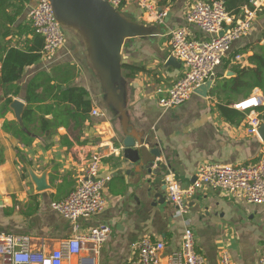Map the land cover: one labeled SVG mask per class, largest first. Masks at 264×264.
Segmentation results:
<instances>
[{
	"label": "crops",
	"instance_id": "0c3cea01",
	"mask_svg": "<svg viewBox=\"0 0 264 264\" xmlns=\"http://www.w3.org/2000/svg\"><path fill=\"white\" fill-rule=\"evenodd\" d=\"M148 1L154 14L142 9L136 0H129L123 11L132 13L141 23L158 27L160 33L128 42L123 49V62L141 68L135 77L126 78L132 84L128 109L136 126L145 130L151 143L158 144L162 151L157 161L163 162L167 169L160 171L161 179L171 173L186 187L205 162L239 165L257 160L264 153V141L259 133H250L249 128L253 118L264 122V104L251 113H244L238 123L226 119L218 107L222 100L210 92L207 97L195 92L182 104L161 107V93L157 90L169 88L185 74V67L177 57L178 63H168L169 57L174 56L169 30L186 26L194 38L204 39L209 35L186 20L187 12L198 0H176L165 6L160 0ZM33 4L32 1L28 4L27 17ZM250 6V3L244 4L238 13L232 14L234 22L244 18L245 9ZM159 12L167 13L162 22L156 18ZM259 40L264 43V6L247 33L233 42L232 51ZM252 54L248 48L236 59L230 60L227 56L216 68L214 85L219 75L235 77L237 74L232 67L236 64L253 67L248 60ZM62 62L76 65L75 82L89 91L92 108L85 114L81 129L60 127L50 145L38 138L24 145L4 130L7 120L20 123L11 104V111L0 116L3 153V158L0 157V233L28 235L33 249L44 253L58 249L61 242L75 232L72 222L55 210L52 203L65 199L76 188L81 169L91 153L98 151L102 154L100 176L111 177L103 190L106 206L89 218H81L78 232L88 234L95 226L107 225L110 234L98 253L92 249L94 242L89 241L81 255L67 257L65 264H80L83 256L93 257V264H136V243L144 237L164 241V254H168L180 248L187 224L195 233L196 250L204 255L205 264H221L224 250L229 252L232 264H258L264 252V204H251L220 189L203 186L187 200L185 211L179 213L176 204L167 198L166 188L162 190V185L158 189L150 188L144 182L146 177L136 182L137 174L127 173L131 164L118 143L119 120L104 107L99 82L83 60L74 38L68 36L55 55L42 57L25 70L18 83L22 94L13 100L26 103L24 95L33 75ZM228 72L233 74L228 75ZM254 94L264 95L261 88H255L248 97ZM244 99L247 100L243 95L234 97L230 106L235 108L233 105ZM95 108L104 114L92 115ZM64 135L71 146L64 143L61 138ZM30 170L38 176L46 172L50 188L38 191ZM158 192L165 197L158 198Z\"/></svg>",
	"mask_w": 264,
	"mask_h": 264
},
{
	"label": "built area",
	"instance_id": "2783aa9c",
	"mask_svg": "<svg viewBox=\"0 0 264 264\" xmlns=\"http://www.w3.org/2000/svg\"><path fill=\"white\" fill-rule=\"evenodd\" d=\"M108 1L120 10L129 2ZM136 2L146 12L154 14V8L148 0ZM250 5L245 9L244 18L234 22L223 0H198L190 7L186 20L209 36L204 39L194 38L190 36L186 26L169 30L172 54L183 63L185 74L169 88L157 90L161 93L159 99L161 107L169 108L184 103L196 89L208 80L215 79L216 68L228 56L233 42L251 28L258 11L263 9L264 0H250ZM166 15V12H159L156 13V18L162 22ZM28 19L44 38L43 57L50 58L55 55L64 46L67 33L55 18L51 1L37 0L29 8ZM227 24L229 26L225 28ZM252 96L256 100L255 104L247 105L244 99L233 106L247 114L253 112L264 104V95ZM103 114L98 108L92 110L94 116ZM261 123L262 120L259 118L251 119L249 132L258 134ZM101 164L102 154L98 151L91 153L89 161L78 175L76 188L65 199L52 203L55 210L72 222V229L75 232L73 236L62 241L58 249L44 253L33 249L31 237L28 235L0 233V264H65L67 257L81 255L89 241L94 242L95 246L92 249L98 253L110 234V227L95 226L88 234L80 233L78 230L81 218H89L106 206L103 190L111 177L100 176ZM170 174L165 176L166 196L176 204L179 213L185 211L187 200L203 186L220 189L251 204H264V153L248 164L205 162L198 168L196 179L186 187ZM136 249L138 251L136 264H205L204 255L196 250L195 233L188 224L182 233V243L178 250L164 254L165 242L149 237L139 240ZM220 257L221 264H232L228 251L224 250ZM93 260L91 256H83L79 263L93 264ZM258 264H264V252Z\"/></svg>",
	"mask_w": 264,
	"mask_h": 264
},
{
	"label": "trees",
	"instance_id": "16d2710c",
	"mask_svg": "<svg viewBox=\"0 0 264 264\" xmlns=\"http://www.w3.org/2000/svg\"><path fill=\"white\" fill-rule=\"evenodd\" d=\"M171 1L176 0H160V4L165 6ZM224 1L230 14L238 13L244 4L250 3V0ZM30 3L31 0H0V116L11 111L13 98L22 94L18 83L25 70L43 57L44 38L32 26L26 14ZM248 48L253 51L248 58L253 67L234 65L232 68L237 75L231 78H221L223 75H219L210 91V95L222 100L218 107L232 123H238L245 115V112L230 106L234 97L243 95L247 98L255 88H261L264 94V43L259 40L236 51H232L231 47L228 57L230 60L236 59ZM140 69L123 62L127 79L135 77ZM76 77L77 67L70 62L37 71L25 91L26 107L22 121L18 125L16 121L7 120L4 130L24 145H30L35 138L50 145L53 137L59 134L60 127L81 129L86 121L85 114L92 108V100L89 91L76 84ZM24 128L27 133L23 132ZM66 137L61 138L69 147L72 143L66 141ZM0 157L3 158L1 149Z\"/></svg>",
	"mask_w": 264,
	"mask_h": 264
},
{
	"label": "water",
	"instance_id": "95a60500",
	"mask_svg": "<svg viewBox=\"0 0 264 264\" xmlns=\"http://www.w3.org/2000/svg\"><path fill=\"white\" fill-rule=\"evenodd\" d=\"M50 1L55 18L67 35L78 42L83 60L99 82L104 107L119 120L121 130L118 143L122 145L123 155L131 164L127 173L137 174L136 182L146 177L144 182L150 188L158 189L162 185L161 189L164 190L167 184L165 177L161 179L160 171L167 168L163 162L157 161L162 151L158 144L151 143L147 132L139 129L130 116L128 105L132 84L123 74L124 46L134 38L159 34V28L139 22L133 15L113 6L108 0ZM178 62L175 56L169 57L168 63ZM229 74L233 72H228ZM213 85L214 80L210 79L195 92L207 97ZM25 105L20 99L11 103L20 122ZM24 132H27L26 128ZM258 133L264 141V122L260 124ZM30 175L38 191L50 188L46 172L38 176L30 170ZM156 196L165 197L161 192Z\"/></svg>",
	"mask_w": 264,
	"mask_h": 264
},
{
	"label": "bare ground",
	"instance_id": "6f19581e",
	"mask_svg": "<svg viewBox=\"0 0 264 264\" xmlns=\"http://www.w3.org/2000/svg\"><path fill=\"white\" fill-rule=\"evenodd\" d=\"M256 103V100H255V98L254 97H251V98H249V99H247L246 101H245V104H251V105H253V104H255Z\"/></svg>",
	"mask_w": 264,
	"mask_h": 264
},
{
	"label": "rangeland",
	"instance_id": "374dc122",
	"mask_svg": "<svg viewBox=\"0 0 264 264\" xmlns=\"http://www.w3.org/2000/svg\"><path fill=\"white\" fill-rule=\"evenodd\" d=\"M124 12H125V11H124ZM125 13L133 15V14H132V13H130V12H125ZM78 47H79V46H78ZM80 54H81V52H80Z\"/></svg>",
	"mask_w": 264,
	"mask_h": 264
}]
</instances>
